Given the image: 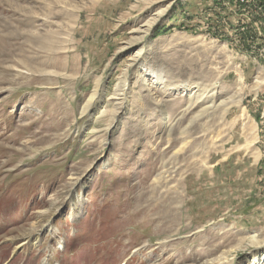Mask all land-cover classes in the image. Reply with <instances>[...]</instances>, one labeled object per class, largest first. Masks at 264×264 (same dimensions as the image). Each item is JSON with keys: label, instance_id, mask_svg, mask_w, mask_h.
Here are the masks:
<instances>
[{"label": "rangeland", "instance_id": "374dc122", "mask_svg": "<svg viewBox=\"0 0 264 264\" xmlns=\"http://www.w3.org/2000/svg\"><path fill=\"white\" fill-rule=\"evenodd\" d=\"M167 1L0 0V264H264V0Z\"/></svg>", "mask_w": 264, "mask_h": 264}, {"label": "bare ground", "instance_id": "6f19581e", "mask_svg": "<svg viewBox=\"0 0 264 264\" xmlns=\"http://www.w3.org/2000/svg\"><path fill=\"white\" fill-rule=\"evenodd\" d=\"M162 1L163 2H161V5H160L161 7L159 8L158 12H156L152 16L150 15V17L146 21H144L138 28H136L134 30V35L132 36L131 40L126 44V46H124L125 48H130L133 45L135 46V45L143 42L144 37L146 36V34H148L149 31L156 25V23L160 20L161 16L169 8V6L171 5V2H172V1L168 2L167 0H162ZM142 54H143L142 47L135 51V53L133 54V56L131 58V62L128 64L127 68L123 71V73L120 75V77H118L119 79H118V82L116 83V89H115V94L114 95H122L121 96V97H123L122 99L126 98V88L128 87V82L127 81L130 78V72L129 71L136 64L139 65V66L143 65L142 61H144V60H143ZM149 72H150V74L154 73V71H149ZM235 73H236V76L240 80L238 81V84H237L238 87L236 88L234 95H230L228 97L219 96V99H221V100L217 104L215 102H212L208 106H204V108H202L204 110V112H210L211 109L219 110V112L221 113V116H222L221 118L223 120L224 116L229 111V108H230L231 105H233V106L234 105L235 106H239V105L242 106V95H243V91H244V88H245V82L240 77L241 76L240 72L235 71ZM155 74L156 75H153L154 77H156L158 79L162 78L160 73H158V74L155 73ZM255 78H256V81H255V85L254 86H255V89H258V88L261 87V84L264 82V75H262L259 72V73L256 74ZM165 92H166V90L164 91V93ZM190 95H191V93H190ZM94 98H95V93H93V95L90 97V100L87 102L86 106L83 107V111H86V110L88 111V109L93 104ZM202 99H204V98L202 97ZM189 100H190V97H189ZM206 101H208V100H206ZM204 103L206 105L207 102H204ZM189 107H190V105H187L186 109H189ZM205 108H206V110H205ZM242 113H243L242 114V116H243L244 113H245V108L244 107H242ZM256 130L257 129H256L255 125L253 127L249 128V135H251L250 136L251 141H247V145H246L245 148L250 147L253 144L252 141H255L256 135H257L256 134ZM182 133H185V131H182ZM166 172H168V171H163L162 174L155 180V184H156L157 187L159 186V181L163 182L161 187L171 188V187L175 186V185L167 186V183L170 180V177H172V176H171V174H166ZM239 247L248 248V249H252L254 247L256 249L257 248H264V237H260L258 235V233H255L254 235H252V237H250V239L247 240V242L245 244L243 243L242 246H239ZM222 259L229 260L227 255L222 256Z\"/></svg>", "mask_w": 264, "mask_h": 264}, {"label": "crops", "instance_id": "0c3cea01", "mask_svg": "<svg viewBox=\"0 0 264 264\" xmlns=\"http://www.w3.org/2000/svg\"><path fill=\"white\" fill-rule=\"evenodd\" d=\"M255 75V70H254V72H253V76Z\"/></svg>", "mask_w": 264, "mask_h": 264}]
</instances>
